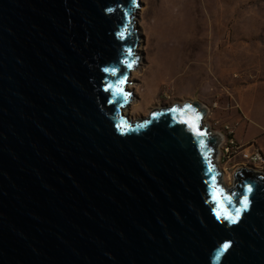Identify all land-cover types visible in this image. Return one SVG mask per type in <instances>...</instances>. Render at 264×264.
Instances as JSON below:
<instances>
[{"label":"water","instance_id":"water-1","mask_svg":"<svg viewBox=\"0 0 264 264\" xmlns=\"http://www.w3.org/2000/svg\"><path fill=\"white\" fill-rule=\"evenodd\" d=\"M139 4L0 0V264H264V173L223 184L206 110L123 113Z\"/></svg>","mask_w":264,"mask_h":264},{"label":"rangeland","instance_id":"rangeland-1","mask_svg":"<svg viewBox=\"0 0 264 264\" xmlns=\"http://www.w3.org/2000/svg\"><path fill=\"white\" fill-rule=\"evenodd\" d=\"M134 23L139 56L123 111L130 121L196 102L213 134L227 125L235 133L246 128L242 99L264 91V0H140ZM215 158L227 188L241 167L264 172L240 158L228 161L220 143Z\"/></svg>","mask_w":264,"mask_h":264},{"label":"crops","instance_id":"crops-1","mask_svg":"<svg viewBox=\"0 0 264 264\" xmlns=\"http://www.w3.org/2000/svg\"><path fill=\"white\" fill-rule=\"evenodd\" d=\"M241 104L246 128L235 133V137L239 142H245L244 144H256L264 151V91L251 92L242 99Z\"/></svg>","mask_w":264,"mask_h":264},{"label":"built area","instance_id":"built-area-1","mask_svg":"<svg viewBox=\"0 0 264 264\" xmlns=\"http://www.w3.org/2000/svg\"><path fill=\"white\" fill-rule=\"evenodd\" d=\"M219 136H220V152L222 154V157H225L228 161L233 158L235 159L240 158L243 161V163L253 165L257 169L264 167L263 150L256 146L242 148L235 137V129L232 126L229 125L225 126L224 133H220ZM240 169L243 168L241 167ZM254 172L264 173L262 171H254Z\"/></svg>","mask_w":264,"mask_h":264},{"label":"snow or ice","instance_id":"snow-or-ice-1","mask_svg":"<svg viewBox=\"0 0 264 264\" xmlns=\"http://www.w3.org/2000/svg\"><path fill=\"white\" fill-rule=\"evenodd\" d=\"M125 30H127V29H125ZM121 36H123V33H121ZM128 54L131 55V50H128ZM125 63H127V61H125ZM127 66H128L129 68H131L132 65H131L130 63H128ZM105 71H108V70L106 69ZM113 74H114V72H113ZM124 82H125V80L122 79V80L119 81V84H120V85H123ZM109 87H111V85H109ZM106 90H107V89H106ZM117 92L119 93V95H121V96L123 97L124 101L126 102V101H127V94H125V93L123 92V89H122V88H118V89H117ZM117 92H113V96H114V97L117 95ZM193 119H194L195 121H198V120L200 119V117H199V115L197 114V115L194 116ZM185 122L188 123V121H185ZM190 127H192L194 130H196V134H197V135H199V136L204 135L203 132H200V131L197 130V125H196L195 123H191V124H190ZM248 191L251 192V188H249ZM241 203H242V205H243V209L246 210L247 207H248V200H247V197H245V198L241 201ZM240 213H241V209H237V210H236V214H235V216H230V217H226V218L229 219L230 223L235 224V223L238 222V220H239V218H240ZM218 218H219V214H218ZM229 247H230V245H229L228 243L223 244V246H222V250H221V253H220V254L222 255L223 252H226V251L228 250ZM217 258H219V256H218Z\"/></svg>","mask_w":264,"mask_h":264},{"label":"bare ground","instance_id":"bare-ground-1","mask_svg":"<svg viewBox=\"0 0 264 264\" xmlns=\"http://www.w3.org/2000/svg\"><path fill=\"white\" fill-rule=\"evenodd\" d=\"M214 135H217V136H219L218 134H214ZM220 137V136H219ZM220 143V142H219ZM257 173V172H256Z\"/></svg>","mask_w":264,"mask_h":264}]
</instances>
